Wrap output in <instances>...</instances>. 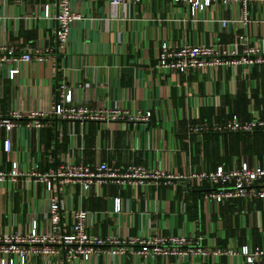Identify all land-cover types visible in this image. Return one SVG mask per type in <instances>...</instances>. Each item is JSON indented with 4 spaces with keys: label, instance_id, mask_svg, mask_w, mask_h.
I'll list each match as a JSON object with an SVG mask.
<instances>
[{
    "label": "crops",
    "instance_id": "1",
    "mask_svg": "<svg viewBox=\"0 0 264 264\" xmlns=\"http://www.w3.org/2000/svg\"><path fill=\"white\" fill-rule=\"evenodd\" d=\"M81 19L72 25L64 48L56 43L54 18L43 17V2L0 0V43L16 48H41L43 60L0 63V116L12 110L51 111L58 85L65 81L79 102L90 107L117 106L149 110L147 122L66 120L50 112L43 127L24 129L27 118L16 120L12 150H2L5 131L0 127V170L17 162L23 170L47 173L69 160L93 169L99 163L124 172L130 166L161 169L171 178L134 183L91 185L80 197L79 184L67 183L52 193L62 202V227L69 233L71 212L91 213L87 234L103 239L147 236H202V244L238 250L243 245L264 247V198L233 199L217 203L205 199L214 188L191 174L240 166H264V132L194 134L200 122H223L236 116L264 118V66L205 67L178 73L158 70L162 42L222 45L244 35L264 50V8L250 4L247 21L222 28L221 18H233L241 8L220 3L198 12L191 22L182 3L163 0L136 2L110 16L106 0H73ZM19 73L9 79L10 69ZM21 176L0 185V234L26 232L32 219L46 229L43 213L48 204L44 184ZM120 199L114 211V199ZM14 264H20L14 256ZM25 264H65L63 253L29 256ZM72 264H246L240 254L205 258L180 255L152 258L99 253ZM256 264H264L258 262Z\"/></svg>",
    "mask_w": 264,
    "mask_h": 264
},
{
    "label": "built area",
    "instance_id": "2",
    "mask_svg": "<svg viewBox=\"0 0 264 264\" xmlns=\"http://www.w3.org/2000/svg\"><path fill=\"white\" fill-rule=\"evenodd\" d=\"M21 3L24 0H14ZM43 2V17L54 18L56 22V43L58 48H64L70 40L72 25L80 20L81 14L77 11L73 0H39ZM110 10V16L116 17L118 8L128 12L130 5L136 2H149L151 0H106ZM171 4L182 3L187 6L191 22L195 21L198 12L205 11L216 3L224 8L236 7L239 12L233 18H221L218 20L222 28H227L236 23L247 21V7L250 4L261 5L264 8V0H163ZM41 48H16L0 43V63L9 62H30L33 55L37 60H43ZM254 67L264 66V50L252 43L249 36L244 35L237 43L222 45L218 42L210 44H182L173 47L166 42L160 45L156 67L158 70H173L178 73H186L191 70H198L205 67L238 66ZM19 73L14 67L9 70L8 77L13 80ZM55 118L66 120H95V121H136L147 122L151 116L149 110H128L117 106L90 107L79 102L74 95L73 89L65 82L58 85L57 98L51 111L31 110L22 114L12 110L5 116H0V127L5 131L2 141V150L10 153L12 150L11 132L19 124L16 120L27 118L24 129L28 131L37 130L44 126L40 120L48 113ZM255 131L264 132V118L253 114L247 120H240L232 116L223 122H200L189 127V132L203 134L206 132L216 133H245ZM21 176L36 177V182L44 184L48 193L47 208L43 213L45 220H48L46 229L39 230V222L32 219L30 227L26 232H15L11 234H0V264H14V256L20 264H25L30 256H51L63 253L65 264L81 257L89 260L92 256L104 253L109 256L130 254L132 257L152 258L155 256L167 257L180 255L207 258L208 256L240 254L245 257L246 264L264 263V247L251 248L248 245L241 246L238 250L233 248H221L215 244H202V236L175 235V236H147L128 237L119 239L109 237L106 239L100 236L87 234L86 228L89 225L91 213L78 208L71 212V226L69 233H65L62 227V213L64 207L62 202L53 197L52 193L60 190V187L67 184H79L80 197L87 196L91 185L100 186L106 182L134 183L148 179H168L170 175L161 169H147L143 166H130L126 171L121 172L117 168L108 166L102 162L91 169L87 164L73 163L69 160L60 164L55 169L39 174L34 171L23 170L17 162H12L9 170H0V185L6 182L16 183ZM191 178L204 181L214 189L205 194V199L217 203L228 202L233 199L252 200L264 198V166H248L241 163L240 166H233L224 169L218 166L212 171H201L191 174ZM120 199H114V211H119Z\"/></svg>",
    "mask_w": 264,
    "mask_h": 264
},
{
    "label": "trees",
    "instance_id": "3",
    "mask_svg": "<svg viewBox=\"0 0 264 264\" xmlns=\"http://www.w3.org/2000/svg\"><path fill=\"white\" fill-rule=\"evenodd\" d=\"M260 132H262V131H260Z\"/></svg>",
    "mask_w": 264,
    "mask_h": 264
}]
</instances>
